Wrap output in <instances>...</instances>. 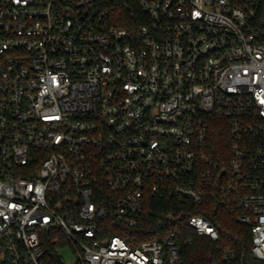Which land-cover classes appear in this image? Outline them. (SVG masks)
<instances>
[{"label":"built area","instance_id":"2783aa9c","mask_svg":"<svg viewBox=\"0 0 264 264\" xmlns=\"http://www.w3.org/2000/svg\"><path fill=\"white\" fill-rule=\"evenodd\" d=\"M111 2L0 0V264H65L62 248L77 264H183L173 210L137 247L108 230L143 228L151 200L207 198L264 261V0H140L135 27L112 24Z\"/></svg>","mask_w":264,"mask_h":264},{"label":"trees","instance_id":"16d2710c","mask_svg":"<svg viewBox=\"0 0 264 264\" xmlns=\"http://www.w3.org/2000/svg\"><path fill=\"white\" fill-rule=\"evenodd\" d=\"M111 22L117 27H135L146 22L147 17L140 6V0H112L110 3ZM210 149L216 159L229 154V133L220 121L211 124ZM227 158V157H225ZM175 211L174 229L176 241L182 248L183 264H241L245 258L251 264H264L251 254L252 231L245 224L237 221L235 215L222 208L217 201L207 198L203 204L194 206L191 203L178 201L151 200L147 213V222L141 229H127L114 224L108 230L111 237H123L132 246L137 247L145 241H151L157 232V222L163 212ZM200 215L209 219L218 229L220 238L213 241L207 237H199L185 223V219ZM114 226V227H113ZM140 235L134 240L130 235ZM235 256L225 259L227 251Z\"/></svg>","mask_w":264,"mask_h":264},{"label":"rangeland","instance_id":"374dc122","mask_svg":"<svg viewBox=\"0 0 264 264\" xmlns=\"http://www.w3.org/2000/svg\"><path fill=\"white\" fill-rule=\"evenodd\" d=\"M60 254L63 257L65 264H77V258L73 255L69 248H62Z\"/></svg>","mask_w":264,"mask_h":264},{"label":"water","instance_id":"95a60500","mask_svg":"<svg viewBox=\"0 0 264 264\" xmlns=\"http://www.w3.org/2000/svg\"><path fill=\"white\" fill-rule=\"evenodd\" d=\"M241 264H251L249 263L245 258L242 260V263Z\"/></svg>","mask_w":264,"mask_h":264}]
</instances>
